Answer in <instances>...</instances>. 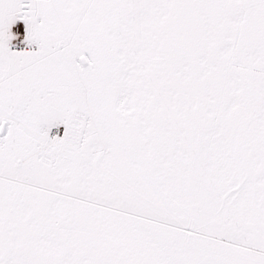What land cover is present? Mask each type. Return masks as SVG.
I'll list each match as a JSON object with an SVG mask.
<instances>
[{"label":"snow or ice","instance_id":"obj_1","mask_svg":"<svg viewBox=\"0 0 264 264\" xmlns=\"http://www.w3.org/2000/svg\"><path fill=\"white\" fill-rule=\"evenodd\" d=\"M0 264H264V0H0Z\"/></svg>","mask_w":264,"mask_h":264}]
</instances>
